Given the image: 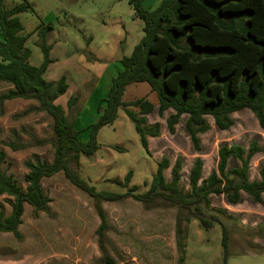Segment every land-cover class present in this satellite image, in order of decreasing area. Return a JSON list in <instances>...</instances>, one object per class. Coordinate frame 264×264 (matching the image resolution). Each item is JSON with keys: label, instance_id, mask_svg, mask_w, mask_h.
Segmentation results:
<instances>
[{"label": "rangeland", "instance_id": "rangeland-1", "mask_svg": "<svg viewBox=\"0 0 264 264\" xmlns=\"http://www.w3.org/2000/svg\"><path fill=\"white\" fill-rule=\"evenodd\" d=\"M129 0H5L4 9L28 3L32 11L17 15L22 35L27 36L25 47L30 52V65L43 63L41 45L48 48L49 64L44 74L47 81L64 77L67 92L56 104L66 109L67 101L76 97L73 121L80 131L79 141L85 145L90 140L89 127L97 120V107L106 98L108 81L122 70L120 59L129 57L144 34L141 23L134 18ZM161 0H145L154 9ZM51 30L45 32V27ZM10 89L0 84V96ZM146 98L157 101L147 84H134L125 89V103ZM36 103L12 100L0 103V151L6 163L2 165L14 175L22 188L23 175L27 172L24 162L37 154L51 161L53 150L49 145L28 147L12 151L5 144L29 143L51 137V119L44 113L27 110ZM173 111L159 115L156 110L147 116L149 126L159 125L160 135L150 139L153 157L142 148L133 123L123 111L118 112L111 126L101 128L95 141L98 150L92 157L81 156L77 172L97 191L123 193L120 187L125 175L132 172L129 187L137 194H144L155 174L161 157L170 161L164 170L167 182L171 167L178 156L182 157L180 186L189 191L188 173L195 158L203 161L205 179L216 169L218 148L222 143L236 144L247 150L257 139L258 147L264 148V130L249 110L231 115L233 125L219 130L211 117H206L209 130L199 136L201 152H196L184 128L187 116H182L171 134L167 119ZM231 162L228 169L237 166ZM264 167V151L255 154L249 166L250 180L260 178ZM147 184L145 186L144 184ZM42 187L50 199L49 214L34 215L25 207L19 231L20 240L10 234L0 233V264H102L96 231L100 221L93 201L65 180L62 173L42 180ZM109 230L106 238L107 252L116 264H179L175 251L176 210L168 207L145 209L127 198L118 203H102ZM211 211L215 212L229 231L228 252L224 258L221 244L222 229L219 224L205 231L198 220L191 218L186 230V249L183 264H264V194L262 202L255 203L242 194L236 205H228L221 196H212ZM0 210L10 213L7 200L0 197ZM225 211L219 214L217 211ZM186 214H183V217ZM161 249H154V242ZM7 254V255H6Z\"/></svg>", "mask_w": 264, "mask_h": 264}, {"label": "trees", "instance_id": "trees-1", "mask_svg": "<svg viewBox=\"0 0 264 264\" xmlns=\"http://www.w3.org/2000/svg\"><path fill=\"white\" fill-rule=\"evenodd\" d=\"M0 0V83L10 89L0 96L3 104L12 100L36 103L25 112L44 113L51 119V137L20 145L10 141L5 145L12 151L49 145L53 150L51 161L33 154L24 162L26 173L22 185L2 165L6 163L0 151V197L7 200L10 213L0 210V233L10 234L20 240L19 227L25 207L34 215L49 214L50 199L42 187V180L62 173L67 182L90 198L100 224L96 231L102 264H116L107 252L106 233L109 226L101 204L118 203L127 198L141 204L145 209L168 207L176 210L175 246L179 264H183L186 249V230L191 218L198 220L208 231L214 224L222 229L221 244L224 258L227 256L229 231L219 216L211 211L210 196H223L230 205L241 201V194L253 202L261 203L264 194V167L260 180L250 181L248 170L252 157L263 152L257 139L247 150L240 145L222 143L218 148L217 170L205 180L202 178L203 162L193 161L188 175L189 191L180 186L182 158L178 156L171 168V180L165 181L163 172L169 160L162 158L157 163L155 174L144 194H137L129 187L132 172L122 183L123 193L97 191L78 172L81 156L92 157L98 150L95 137L98 131L113 125L118 112L123 111L133 123L139 141L148 156L147 138H157L159 125L149 126L146 115L154 106L146 99L125 103L122 96L127 86L147 84L158 101L157 112L172 110L167 119L171 134L182 116H187L185 131L193 148L199 152V135L209 130L206 117H211L219 130H228L233 125L231 115L249 110L264 130V0H161L156 8L149 10L143 0H129L133 16L142 25L143 38L133 48L129 57H122V70L110 80L106 98L97 107L98 118L89 127L90 140L83 145L73 121L78 115L74 107L78 102L71 97L66 109L56 104L67 92L64 77L47 81L44 74L49 60L48 48L42 44L43 63L30 65V52L25 47L27 36L17 15L32 11L30 4L4 9ZM51 30L45 27V32ZM136 110V111H135ZM230 160L238 165L228 168ZM147 186V184H144ZM226 214L225 211H217ZM186 216L183 217V214ZM7 255V254H6Z\"/></svg>", "mask_w": 264, "mask_h": 264}, {"label": "crops", "instance_id": "crops-1", "mask_svg": "<svg viewBox=\"0 0 264 264\" xmlns=\"http://www.w3.org/2000/svg\"><path fill=\"white\" fill-rule=\"evenodd\" d=\"M143 4H144V6L146 7V8H148L149 10H153V9H151L150 7H147V5L145 4V0H143ZM112 78H110V80H111ZM110 80L108 81V84H107V86L109 85V83H110ZM0 84H2V83H0ZM132 85H134V84H132ZM130 86V85H129ZM128 87V86H127ZM126 87V88H127ZM151 91V90H150ZM155 94V93H154ZM143 99H146V98H143ZM147 100V99H146ZM148 101V100H147ZM149 102V101H148ZM153 106H154V111L156 110V108H158V101H156L155 103H151ZM35 106V105H34ZM136 111V110H135ZM153 111V112H154ZM168 111H172V110H168ZM152 112V113H153ZM97 113V112H96ZM151 113V114H152ZM165 113V112H164ZM163 113V114H164ZM173 114V113H172ZM148 115H150V114H148ZM148 115H146L145 117H146V119H147V116ZM97 118H98V115H97ZM232 119V118H231ZM186 122V121H185ZM209 126V125H208ZM160 128V127H159ZM184 128H185V123H184ZM230 129V128H229ZM80 132V131H79ZM186 132V131H185ZM187 134V133H186ZM160 135V134H159ZM187 136H188V134H187ZM200 136V135H199ZM189 137V136H188ZM150 139H154V138H150V137H148L147 138V142H148V148H149V151H150V153H151V157H153V155H154V153L155 152H152V148H151V145H150ZM190 140V139H189ZM191 142V141H190ZM199 142H200V139H199ZM192 144V143H191ZM229 145V144H228ZM231 145H236V144H231ZM200 149H201V147H200ZM199 152H201V150L199 151ZM217 154H218V151H217ZM162 158H166V157H161V159ZM182 158V157H181ZM197 158H200V157H197ZM196 159V158H195ZM201 159V158H200ZM183 160V159H182ZM202 160V159H201ZM218 161H219V158H218ZM203 162V161H202ZM231 162H234L233 160H230L229 161V163H228V168H229V165H230V163ZM218 164V163H217ZM192 165H193V163H192ZM169 166H170V161H169ZM249 166H250V164H249ZM233 167H235V166H233ZM233 167H231V168H233ZM169 168V167H168ZM172 168V167H171ZM191 168H192V166H191ZM190 168V169H191ZM227 168V169H228ZM217 170V166H216V169L215 170H213V171H216ZM261 170V169H260ZM190 171V170H189ZM213 171H211L210 173H209V175L213 172ZM202 175H203V167H202V173H201ZM163 175H164V173H163ZM188 175H189V173H188ZM208 175V176H209ZM248 175H249V170H248ZM207 176V177H208ZM207 177L205 178V179H207ZM203 177L201 178V180H205ZM170 180H171V178H170ZM258 181L260 180V178L259 179H257ZM165 181H166V179H165ZM251 181V180H250ZM253 181V180H252ZM167 182V181H166ZM170 182V181H169ZM169 182H167V183H169ZM212 196H215V195H211L209 198H210V202H211V200H212ZM241 197H242V194H241ZM221 198L223 199L224 197L223 196H221ZM225 200V199H224ZM225 203L226 204H228L226 201H225ZM228 205H230V204H228ZM210 207H211V205H210ZM107 220V219H106ZM153 248L154 249H161V243L159 242V241H155L154 242V246H153ZM175 251H176V247H175ZM177 253V252H176Z\"/></svg>", "mask_w": 264, "mask_h": 264}]
</instances>
